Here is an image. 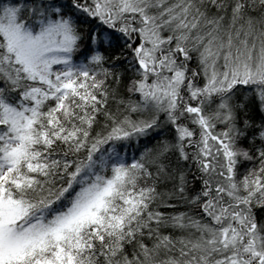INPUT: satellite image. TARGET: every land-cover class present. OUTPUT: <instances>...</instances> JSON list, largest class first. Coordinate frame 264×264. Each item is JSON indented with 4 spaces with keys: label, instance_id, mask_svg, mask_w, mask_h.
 I'll list each match as a JSON object with an SVG mask.
<instances>
[{
    "label": "snow or ice",
    "instance_id": "1",
    "mask_svg": "<svg viewBox=\"0 0 264 264\" xmlns=\"http://www.w3.org/2000/svg\"><path fill=\"white\" fill-rule=\"evenodd\" d=\"M0 264H264V0H0Z\"/></svg>",
    "mask_w": 264,
    "mask_h": 264
}]
</instances>
